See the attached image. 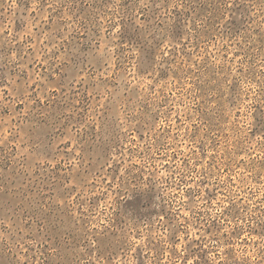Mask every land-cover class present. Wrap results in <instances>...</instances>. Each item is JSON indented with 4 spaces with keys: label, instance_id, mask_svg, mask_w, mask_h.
I'll return each instance as SVG.
<instances>
[{
    "label": "rangeland",
    "instance_id": "rangeland-1",
    "mask_svg": "<svg viewBox=\"0 0 264 264\" xmlns=\"http://www.w3.org/2000/svg\"><path fill=\"white\" fill-rule=\"evenodd\" d=\"M0 264H264V0H0Z\"/></svg>",
    "mask_w": 264,
    "mask_h": 264
}]
</instances>
